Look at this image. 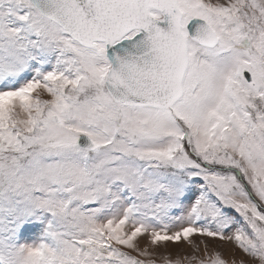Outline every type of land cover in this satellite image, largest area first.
Returning <instances> with one entry per match:
<instances>
[{"label": "snow or ice", "instance_id": "snow-or-ice-1", "mask_svg": "<svg viewBox=\"0 0 264 264\" xmlns=\"http://www.w3.org/2000/svg\"><path fill=\"white\" fill-rule=\"evenodd\" d=\"M144 236L264 264V0H0V264Z\"/></svg>", "mask_w": 264, "mask_h": 264}, {"label": "rangeland", "instance_id": "rangeland-1", "mask_svg": "<svg viewBox=\"0 0 264 264\" xmlns=\"http://www.w3.org/2000/svg\"><path fill=\"white\" fill-rule=\"evenodd\" d=\"M216 2V0H213ZM222 2V0H221ZM37 239V237L33 236L29 240L32 242ZM192 244L198 245L200 247V251L198 253L194 252L193 247L185 243L183 240L179 244H173L171 242L167 244H159L153 246L149 243L148 237H140L138 238V245L141 249L147 246L148 250L152 255L149 257L153 259L156 264H168V262H172L175 264V261L178 259L181 261V264H187V261L184 259L185 257H191L192 255H197L200 258H204V245L207 244L208 252L211 254L214 251H219L222 253L223 257L229 261V264H232V261H236L237 264L241 260L248 261L251 264L250 258L246 257L239 249L235 248L231 243L220 242L218 240H211L206 237L193 236L191 238ZM203 241V243H201ZM135 255V253H131ZM141 258V257H138ZM195 264V262H193Z\"/></svg>", "mask_w": 264, "mask_h": 264}]
</instances>
